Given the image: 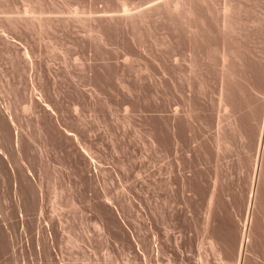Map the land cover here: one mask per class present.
I'll list each match as a JSON object with an SVG mask.
<instances>
[{
	"label": "rangeland",
	"instance_id": "374dc122",
	"mask_svg": "<svg viewBox=\"0 0 264 264\" xmlns=\"http://www.w3.org/2000/svg\"><path fill=\"white\" fill-rule=\"evenodd\" d=\"M186 2L0 0V264H235L236 223L262 264L264 0L198 1L194 42Z\"/></svg>",
	"mask_w": 264,
	"mask_h": 264
},
{
	"label": "bare ground",
	"instance_id": "6f19581e",
	"mask_svg": "<svg viewBox=\"0 0 264 264\" xmlns=\"http://www.w3.org/2000/svg\"><path fill=\"white\" fill-rule=\"evenodd\" d=\"M198 1H204V0H187V2H186V4H185V6H184V8L182 9V10H177V9H175L174 10V12H177V13H179V14H181V26H183L182 28H183V30H184V32H185V34H186V37H187V39H188V42L189 41H192V42H194L195 40H197V39H200V36L198 35V32H196V29H197V27L196 26H199V30H201V26H202V22H201V19H200V17H197V16H195V14H194V9H195V5L197 4V2ZM237 2H239V1H237ZM209 3V2H208ZM235 5V4H234ZM240 5V4H239ZM228 6V5H227ZM207 7V6H206ZM224 7V6H223ZM222 7V8H223ZM209 8V7H208ZM238 7H237V5H236V9H237ZM240 8V7H239ZM242 8V7H241ZM218 9V8H217ZM228 8L227 7H224L221 11L220 10H218V13H219V16H216L218 19H217V21H216V30H217V34H218V36L220 37V39L222 40V41H224L225 39H229V38H231V37H229V35H230V32L233 30V24H235V22H236V20L238 21V19H239V14H241L240 12H239V14H236V16H235V14L232 16V13H230L231 12V10H230V12L227 10ZM230 9V8H229ZM206 10H207V8H206ZM235 10V9H234ZM233 10V11H234ZM239 10V9H238ZM215 11V10H214ZM220 11V12H219ZM242 12H244L243 10H242ZM217 13V12H216ZM235 13V12H234ZM237 13V12H236ZM210 15V14H209ZM237 15H239V16H237ZM236 18H235V17ZM242 18L240 17V20H241ZM243 20V19H242ZM244 21V20H243ZM234 22V23H233ZM238 22H240V21H238ZM242 22V21H241ZM240 22V23H241ZM240 23H238V24H240ZM244 23V22H243ZM246 23V22H245ZM242 24V23H241ZM237 25V24H236ZM187 26H190L189 28H186ZM241 26V25H240ZM237 27H238V25H237ZM236 27V28H237ZM241 29V28H240ZM198 30V29H197ZM239 30V29H238ZM206 31V30H205ZM236 31V30H235ZM183 32V33H184ZM237 33H238V31H237ZM239 33H240V31H239ZM236 34V33H235ZM234 34V36H236ZM238 35V34H237ZM232 36V35H231ZM239 36V35H238ZM229 37V38H228ZM237 38V37H236ZM240 38V37H239ZM235 39V38H234ZM230 40V39H229ZM199 41V40H198ZM222 41H220L221 43H222ZM225 42V41H224ZM221 43H219L220 45H221ZM222 47V48H221ZM221 47H219V54H218V58H219V60H220V63H221V66H219L220 65V63H219V65H218V67H219V78H220V83H221V85H220V90H221V92H223L224 91V89H225V84H227V83H225V80H227V82H228V73H229V69H230V67H229V65H227V58L228 57H230L231 55V53H230V51L228 52V50H227V46H226V44L225 43H223V45L221 46ZM236 47V46H235ZM217 48V47H216ZM229 49V48H228ZM231 49H233L232 47H231ZM230 49V50H231ZM237 49V48H236ZM235 49V50H236ZM238 51V50H237ZM228 53H230V54H228ZM217 54V53H216ZM228 54V55H227ZM264 54V53H263ZM233 55H234V53H233ZM228 56V57H227ZM258 56V55H257ZM227 57V58H226ZM230 59V58H229ZM218 60V61H219ZM263 60H264V58H263ZM230 61V60H229ZM260 61V60H259ZM232 65V64H231ZM262 67H264V66H262ZM231 72V71H230ZM230 78H232V75L230 76ZM263 81H262V84L264 85V73H263ZM231 80V79H230ZM229 80V82H231ZM228 82V83H229ZM188 84V83H187ZM231 84H233V82L231 83ZM229 85V84H228ZM190 87V86H189ZM231 87V86H230ZM234 87H232V89H233ZM227 89V88H226ZM230 90H231V88H229ZM262 89V88H261ZM264 89V88H263ZM218 90V89H217ZM229 90V91H230ZM93 91V90H92ZM227 91V90H226ZM233 91V90H232ZM219 92V91H218ZM234 92V91H233ZM259 92V91H258ZM232 93V92H231ZM224 95V94H223ZM222 96V95H221ZM224 97V96H223ZM226 97V96H225ZM228 97V96H227ZM222 98V97H221ZM231 98H232V95H231ZM219 99V98H218ZM225 99V98H224ZM233 99V98H232ZM218 101V100H217ZM219 101H221V99L219 100ZM222 101H224V100H222ZM228 101V100H227ZM230 101H231V99H230ZM229 101V102H230ZM224 103V102H223ZM225 103H228V102H225ZM232 104V103H231ZM218 105V104H217ZM224 105V104H223ZM227 105V104H226ZM225 105V106H226ZM229 105V104H228ZM233 105V104H232ZM220 107V106H219ZM222 107V106H221ZM263 112V111H262ZM257 116V115H256ZM263 117H264V113H263ZM261 125V124H260ZM12 127V126H11ZM249 128V127H248ZM252 133V132H251ZM252 136H253V134H252ZM254 136H255V142H257V151L256 152H258L257 154H256V158H255V161H254V159H252L251 160V164H250V172H251V174L249 175L250 177H249V186H248V188L250 189L249 191V193H250V196L248 197V201H247V212H248V209L250 208V206H251V204H252V200H250L251 199V196H252V194H254L253 196H256L257 195V192H259V191H257V190H255V188H254V186H255V184L257 183L258 184V177H259V172H260V162H259V156H260V153H264L263 151V146H264V127H260V126H255V134H254ZM16 137V136H15ZM250 137H251V135H250ZM16 141V140H15ZM18 141V140H17ZM16 144V143H15ZM16 149V148H15ZM1 153V152H0ZM261 156H262V154H261ZM260 160H262V158H260ZM263 163V161H261V164ZM262 166V165H261ZM263 168V167H262ZM263 175L264 173H263V171H262V173H260V175ZM256 176H257V181H256V183H255V179H256ZM260 178V177H259ZM262 178H264V175H263V177ZM261 179V178H260ZM156 181V180H155ZM247 188V189H248ZM254 188V189H253ZM258 188V185H257V187H256V189ZM253 190H255V192H256V194L255 193H253ZM264 190V189H263ZM262 191V190H261ZM264 192V191H263ZM211 196V195H210ZM212 197H213V195H212ZM254 199H256L257 198V196H256V198L255 197H253ZM213 198H211L210 200H212ZM253 199V200H254ZM257 199H259V196H258V198ZM257 199L255 200V202H253V205L254 206H256V202H257ZM258 203H260V206H261V202L259 201ZM253 205H252V207H253ZM259 205V204H258ZM257 207V206H256ZM261 208H262V206H261ZM260 208V209H261ZM254 209H256L255 207H254ZM253 208L251 209V210H253V211H255ZM258 209H259V207L257 208V211H258ZM263 209V208H262ZM252 211V212H253ZM261 211H263V213H264V210H261ZM261 211H258V212H260L259 214H261ZM251 212V213H252ZM256 212V211H255ZM208 213L209 212H207V214H206V220L208 219ZM263 213L261 214V215H263ZM256 214H258L257 212H256ZM252 217V216H251ZM251 220V219H250ZM113 222H117V221H113ZM261 222V221H260ZM262 223H263V220H262ZM114 224V223H113ZM250 224H251V222H250ZM249 224V225H250ZM256 224V223H255ZM255 224H254V227H255ZM258 224V223H257ZM116 225H117V223H116ZM115 225V226H116ZM233 225V224H232ZM238 224L236 223V225L235 226H233L234 228H232L231 230H233L232 231V233L233 234H236V236H233V234H231V231H230V235L232 236H229V237H231V238H233V237H236V238H233V239H236L235 241L236 242H232V243H235L234 245L233 244H231L232 245V252L235 254V258H236V263L235 264H261V262L257 259V257H253V258H249V254L246 256V254L249 252H247V250H249V246L251 245V242H253L254 243V241L252 240L251 242H250V245L248 244L249 242L247 241V240H249L250 239V237L248 238L247 237V235H246V233L244 232V230H245V223L244 224H242V226L240 227L239 225V227L237 226ZM247 225V224H246ZM259 225V224H258ZM257 225V226H258ZM207 226V225H206ZM252 226V225H251ZM251 226H249L250 227V231H252V229H254V228H252L251 229ZM261 226V228H262V225H260ZM264 226V225H263ZM117 227V226H116ZM248 227V228H249ZM258 229H257V232L258 233H260V227H257ZM117 229H118V227H117ZM255 230H256V227H255ZM249 231V232H250ZM248 232V231H247ZM229 234V233H228ZM250 234V233H249ZM252 238L253 237H255L254 235H255V231L253 230V232H252ZM262 234H263V232H262ZM257 237V236H256ZM255 237V238H256ZM259 237H260V235H259ZM263 237V236H262ZM154 238V237H153ZM231 238H230V240H231ZM248 238V239H247ZM255 238H253V239H255ZM261 238V237H260ZM264 238V237H263ZM260 239V240H264V239ZM233 239L231 240V241H233ZM251 240V239H250ZM256 240V239H255ZM259 240V241H260ZM246 241L248 242L247 244H248V246H247V248H245V250H246V252L247 253H245L244 251H243V246H244V244L246 243ZM257 241V240H256ZM149 242H151V241H149ZM260 242H262V241H260ZM264 242V241H263ZM143 243V242H142ZM252 243V244H253ZM258 243V242H257ZM144 244V243H143ZM152 244V243H151ZM247 244H245V245H247ZM261 244V243H260ZM150 245V244H149ZM257 245V244H256ZM259 246V245H258ZM261 246V245H260ZM259 246V247H260ZM145 248V247H144ZM149 248V247H148ZM147 248V249H148ZM152 248V247H151ZM146 249V248H145ZM151 250V249H150ZM258 253V252H257ZM264 255V254H263ZM264 263V261H262V264Z\"/></svg>",
	"mask_w": 264,
	"mask_h": 264
},
{
	"label": "crops",
	"instance_id": "0c3cea01",
	"mask_svg": "<svg viewBox=\"0 0 264 264\" xmlns=\"http://www.w3.org/2000/svg\"><path fill=\"white\" fill-rule=\"evenodd\" d=\"M223 112H225V111H224V110H219V111H218V114H217V117H218V119H217V120H218V123L221 122V124L223 123V122H222V115H223L222 113H223ZM201 124H204V123L201 122Z\"/></svg>",
	"mask_w": 264,
	"mask_h": 264
}]
</instances>
